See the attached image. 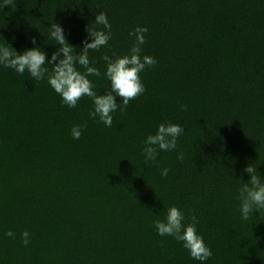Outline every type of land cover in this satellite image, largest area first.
<instances>
[{
    "label": "trees",
    "instance_id": "trees-1",
    "mask_svg": "<svg viewBox=\"0 0 264 264\" xmlns=\"http://www.w3.org/2000/svg\"><path fill=\"white\" fill-rule=\"evenodd\" d=\"M99 12L112 26L89 52L101 73L136 26L157 63L110 128L89 118L87 97L69 109L46 81L0 67V264H199L156 234L171 206L198 218L206 264H264V212L242 220L238 199L247 167L264 181V0H0V43L20 52L35 37L51 53L56 23L79 50ZM89 79L104 92L103 76ZM164 122L184 130L177 150L145 164L143 141Z\"/></svg>",
    "mask_w": 264,
    "mask_h": 264
},
{
    "label": "clouds",
    "instance_id": "clouds-1",
    "mask_svg": "<svg viewBox=\"0 0 264 264\" xmlns=\"http://www.w3.org/2000/svg\"><path fill=\"white\" fill-rule=\"evenodd\" d=\"M13 2L14 0H9V3ZM93 22L97 27L90 29L87 26V34L81 41L82 47L79 50L67 42L63 26L56 23L50 26L49 39L54 41L51 45L58 47L51 53L43 51L37 45L35 37L29 40L32 47L20 52L3 40L4 42L0 43V67L12 69L19 75L27 72L36 81H46L60 97L61 105L69 109L76 108L79 101L87 97L91 101L89 118L110 128L113 126V114L118 110L123 112L131 100L145 92L140 74L146 68L155 66L157 60L142 54L148 29L136 26L128 33L129 37L133 38V43L126 54L102 56L104 71L101 73V70L94 66L95 61L89 59V52L99 51L108 46L112 39V26L104 12L96 14ZM101 76L107 81L103 93H99L94 82L89 79ZM181 109H186V106L181 105ZM86 127V123L73 125L72 138L80 139ZM183 131L178 124L170 122L158 124L155 133L147 135L143 141L144 163L155 162L160 152L176 151L178 137ZM183 159V153L177 151V160ZM169 171L167 167L162 168L160 175L167 177ZM245 171L250 179L238 193L242 220H248L254 213L259 215L264 212V181L260 176L252 174L256 172L255 169L247 167ZM198 223V218L194 214L186 221L184 212L176 206H171L167 208L163 220L153 221V227L157 235L172 237L180 243L192 260L206 264L212 257V251L198 232ZM5 236L15 239V233L10 230L5 232ZM20 238L25 247L31 242L28 231L20 233Z\"/></svg>",
    "mask_w": 264,
    "mask_h": 264
}]
</instances>
